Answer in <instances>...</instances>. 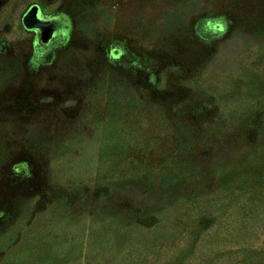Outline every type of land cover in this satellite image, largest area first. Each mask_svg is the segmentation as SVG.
I'll return each instance as SVG.
<instances>
[{"label":"rangeland","instance_id":"374dc122","mask_svg":"<svg viewBox=\"0 0 264 264\" xmlns=\"http://www.w3.org/2000/svg\"><path fill=\"white\" fill-rule=\"evenodd\" d=\"M0 264H264V0H0Z\"/></svg>","mask_w":264,"mask_h":264},{"label":"water","instance_id":"95a60500","mask_svg":"<svg viewBox=\"0 0 264 264\" xmlns=\"http://www.w3.org/2000/svg\"><path fill=\"white\" fill-rule=\"evenodd\" d=\"M21 23L28 29H35L37 41L46 44L59 31V19L56 16L43 17L38 14L35 4H30L21 15Z\"/></svg>","mask_w":264,"mask_h":264},{"label":"trees","instance_id":"16d2710c","mask_svg":"<svg viewBox=\"0 0 264 264\" xmlns=\"http://www.w3.org/2000/svg\"><path fill=\"white\" fill-rule=\"evenodd\" d=\"M18 3L24 2V0H16Z\"/></svg>","mask_w":264,"mask_h":264}]
</instances>
